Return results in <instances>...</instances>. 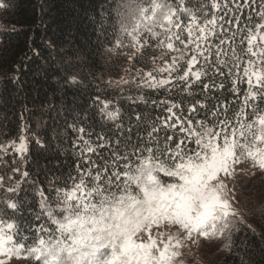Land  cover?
Wrapping results in <instances>:
<instances>
[{
  "label": "snow or ice",
  "instance_id": "1",
  "mask_svg": "<svg viewBox=\"0 0 264 264\" xmlns=\"http://www.w3.org/2000/svg\"><path fill=\"white\" fill-rule=\"evenodd\" d=\"M11 3L0 0V10L7 11ZM122 8L119 36L107 52L123 56L133 68L147 60L162 66L136 69L115 83L135 84L137 91H171L169 86L178 84L188 95L200 84L205 92L227 90L242 98L230 103L213 95L211 107L209 100H196L188 112L203 110V119L177 116L174 109L182 102L161 101L170 116L158 124L144 123L143 133L145 118L138 111L129 116L127 127L116 123L114 133L95 132L89 131V111L75 112V99L67 95L83 86V78L60 77L58 114L75 112L67 125L75 134L72 171L63 180L52 172L45 177L47 187L32 182L40 209L35 220L44 223L30 229L21 231L7 215L19 209L18 201H0V264H185L181 249L186 242L225 240L222 247L229 254L242 242L239 233L248 225L234 207L228 181L239 182L237 168L245 162L264 176V0H127ZM219 11L224 14L218 16ZM100 29L104 32L103 22ZM169 53L177 55L169 59ZM128 99L148 103L143 94ZM236 103L239 107L232 106ZM98 104L101 119L120 120L119 103L101 102L97 95L89 108ZM36 142L45 147L39 138ZM192 143L195 148L188 146ZM9 147L21 160L12 161L8 170L13 176L7 179L16 173L28 178L30 173L19 167L28 150L26 138ZM7 151L0 145V164ZM61 155L65 158L54 160L53 169L68 162V153ZM4 182L0 175V187ZM19 187L17 181L6 191L16 194ZM29 230L32 243L24 234Z\"/></svg>",
  "mask_w": 264,
  "mask_h": 264
},
{
  "label": "trees",
  "instance_id": "2",
  "mask_svg": "<svg viewBox=\"0 0 264 264\" xmlns=\"http://www.w3.org/2000/svg\"><path fill=\"white\" fill-rule=\"evenodd\" d=\"M126 2L127 0H12L7 11L0 10V145L8 148L4 164H0V175L5 177V182L0 187V201H18L19 209L14 212L8 210L7 215L15 218L21 231L30 229L33 223H44L43 219L38 222L35 220L40 209L32 182L43 183L47 187L45 177L51 178L52 172L63 180L72 171L71 141L75 134L67 125L73 121L75 112L83 114L87 110L92 115L89 131L114 133L116 123H124L127 127L129 116L138 111L145 118L140 127L143 133L146 130L144 123L158 124L170 116L166 111L168 105L160 103L161 101L177 104L182 102L181 108L174 109L177 116L203 119V110L198 114L188 112L189 106L196 100H209L211 107L216 103L210 99L213 95L221 99L227 98L230 103L242 98L230 95L227 90L205 92L200 84L191 89L192 94L188 95L178 84L169 86L171 91H157L147 87L137 91L135 84L115 83L122 77L129 78L136 69L147 72L162 66L147 60L136 63L133 68L123 56L117 57L107 52L119 36L120 13L123 12L122 5ZM192 2L195 3V0ZM247 12L248 9H245V16ZM222 14L223 11L217 12L218 16ZM102 22L104 32L100 29ZM159 54L157 50L156 55ZM152 55L149 51L148 57ZM168 55L170 59L171 55L177 54ZM126 69L130 70L127 75ZM72 74L82 77L84 84L78 91L67 93L75 99V112L60 115L58 108L61 97L56 80ZM54 75L56 79H53ZM13 77H18L19 82H13ZM108 81L113 83L109 84ZM140 94L145 96L147 104H134L129 101V96L136 97ZM97 95L101 102L108 100L113 105L119 103L122 110L119 121L101 119L98 113L99 104L89 108ZM152 101H156V104L153 105ZM49 103L56 107L48 108ZM69 103L72 101L69 100ZM232 106L239 107V104ZM176 135L181 138L178 132ZM21 136L26 138L28 150L19 167L21 172L27 170L30 176L23 178L20 173H16L13 180L9 181L7 178L13 176V173L8 167L12 161L21 160V155L9 145L12 142L18 143ZM37 138L45 147L36 142ZM91 139L95 140V135ZM188 146L195 148L194 143ZM62 151L68 153V162L53 169L54 160L65 158L61 155ZM0 158H3V153H0ZM92 158L96 159V156L93 155ZM17 181L20 182L18 192L8 193L7 187L10 184L14 186ZM164 182L173 181L165 179ZM68 185L71 187V181H68ZM237 187L238 196L234 194L236 199L233 204L235 208L239 204L247 208V213L240 214L248 227L239 233V240L242 242L231 254L222 247L225 240L214 241L219 250V258L214 264H264V183L242 182ZM133 191H136L135 187ZM2 207L0 204V208ZM24 234L29 236L28 243H32L31 231H25ZM190 259L197 261L192 257ZM184 261L187 264V260Z\"/></svg>",
  "mask_w": 264,
  "mask_h": 264
},
{
  "label": "rangeland",
  "instance_id": "3",
  "mask_svg": "<svg viewBox=\"0 0 264 264\" xmlns=\"http://www.w3.org/2000/svg\"><path fill=\"white\" fill-rule=\"evenodd\" d=\"M27 141V140H26ZM17 145L19 144L16 143ZM237 171L240 173V175L238 176V181L237 183H233L231 181H228V186L230 189H234L233 194H236V196H238V184H241L242 182H244L245 184L250 183H259L262 181V183H264V176H261L258 172V170H254L249 163L245 162L241 165H238ZM256 171V175L255 177H253V172ZM236 209L239 210V213H241L242 215L245 214V212L247 213V208L244 205H238V208L236 207ZM240 214V215H241ZM163 230V229H162ZM218 245L216 244V242H211V243H206L203 240H201V242L199 244L197 243H192V242H186V246L184 248L181 249V252L183 253L181 258H184V260H187V264H214L217 259L219 258L217 254V252H219V250L217 249ZM199 257L201 258V260L195 257ZM190 257H192L193 259L197 260V261H193L190 259ZM206 261V262H204ZM197 262V263H195Z\"/></svg>",
  "mask_w": 264,
  "mask_h": 264
}]
</instances>
